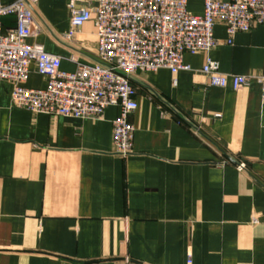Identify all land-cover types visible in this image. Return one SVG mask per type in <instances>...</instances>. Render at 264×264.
<instances>
[{
  "label": "crops",
  "instance_id": "obj_1",
  "mask_svg": "<svg viewBox=\"0 0 264 264\" xmlns=\"http://www.w3.org/2000/svg\"><path fill=\"white\" fill-rule=\"evenodd\" d=\"M71 1L39 0L28 41L66 72L99 62L93 22L67 38ZM204 4L188 0V11L201 16ZM214 36L210 53L184 56L189 71L134 75L128 157L115 153L117 108L100 119L35 114L0 83V264H264V26L232 44L223 24ZM207 58L253 79L210 87ZM26 87L47 88L34 66Z\"/></svg>",
  "mask_w": 264,
  "mask_h": 264
},
{
  "label": "built area",
  "instance_id": "obj_2",
  "mask_svg": "<svg viewBox=\"0 0 264 264\" xmlns=\"http://www.w3.org/2000/svg\"><path fill=\"white\" fill-rule=\"evenodd\" d=\"M39 0L0 3V83L13 84L12 104L35 114L73 119H100L115 107V153L132 154L135 127L130 116L138 110L137 90L130 78L137 72L189 71L184 56L208 54L218 45L214 30L227 28L229 44L238 33L264 26V0H205L204 13L188 11V0H72V38L85 24L96 30L98 63L79 64L75 72L61 69V57L30 44ZM14 17L16 27L4 32L3 21ZM47 80L43 90L26 87L31 67ZM209 86L235 91L249 86L252 76H227L207 58L202 70ZM264 100V76L256 77ZM245 169L244 165L240 166ZM191 264V259H189Z\"/></svg>",
  "mask_w": 264,
  "mask_h": 264
},
{
  "label": "water",
  "instance_id": "obj_3",
  "mask_svg": "<svg viewBox=\"0 0 264 264\" xmlns=\"http://www.w3.org/2000/svg\"><path fill=\"white\" fill-rule=\"evenodd\" d=\"M132 81H133V77L132 78H130Z\"/></svg>",
  "mask_w": 264,
  "mask_h": 264
}]
</instances>
